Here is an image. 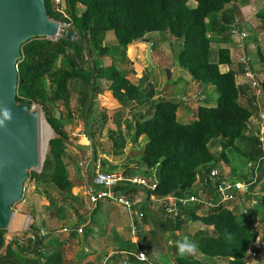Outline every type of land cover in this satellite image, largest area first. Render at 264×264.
I'll use <instances>...</instances> for the list:
<instances>
[{"label": "trees", "instance_id": "16d2710c", "mask_svg": "<svg viewBox=\"0 0 264 264\" xmlns=\"http://www.w3.org/2000/svg\"><path fill=\"white\" fill-rule=\"evenodd\" d=\"M189 1L195 3L193 8L187 6ZM43 2L48 19L70 26L77 39L70 41L62 37L55 40L35 37L21 45L16 63L14 97L18 106L40 105L45 110L48 99L61 102L67 107L73 89L78 95L79 108L89 110L99 79L109 82L108 91L119 103L124 99L139 101L138 87L113 65L102 67L98 61L93 60L90 66L86 55L102 56L119 47L130 48L143 44L147 34L158 32H167L179 41L181 48L176 58L179 67L200 88L211 87L217 94L215 104L210 103L209 96L198 100L194 119L183 124L176 119L181 102L172 98L154 100L155 92L151 87L145 101L149 104L148 109L135 117L134 140L146 138L140 150L139 164L153 171L154 180L149 183L155 181L152 187L141 189L143 194L140 199L134 201L131 198L134 207L143 213V228L139 233V236L144 235L143 240H140L142 250L148 245L144 226L151 216L146 205L150 196H187L195 193L204 180L210 191L213 190L220 175L216 170L217 159L212 146L219 149L220 158L224 162H227L225 153L228 150L242 153L248 162L253 163V167L259 161L257 180H264V160H261L263 155L257 147L258 141L246 134L253 129L252 119L257 116L256 91L247 83L236 82V75L242 76L243 73V66L237 61L240 53L236 57L239 70L222 72L220 66H230L232 63L229 49L221 47L212 51V44L226 46L231 42L234 36L231 31L234 28L243 31L237 0H65L68 10L66 16L55 8L52 0ZM260 22L258 29L263 30L264 11L260 14ZM110 31L114 34V44L104 45L105 36ZM78 40H82L83 44L79 45ZM257 55L259 63L264 67V52L259 51ZM59 57L67 61L70 71L55 72L53 64ZM42 78L47 80L51 90L49 97L40 85ZM260 85L264 90V81ZM45 120L55 137L48 142L49 150L41 172L30 173L29 180L36 184L51 183L61 191L69 190L70 181L66 177L62 159L66 150L62 125L52 119L47 110ZM239 143H242L243 150ZM122 172L131 175L137 172V167L124 168ZM252 173L246 175L252 179ZM135 190L127 189L126 193ZM99 206L100 203L91 215L99 213ZM203 208L206 207L195 205L184 209V218L176 221L177 226L188 221H199L203 225L198 232L197 253L206 259L227 264H249L248 253L258 233L247 222L254 219L255 210L249 209L248 214L243 215L239 206L229 210L226 205L220 204L208 207V213L199 216L198 212ZM4 233L0 231V252L4 249ZM29 233L34 236V240L29 239L26 233L25 247L15 242L5 246V255H0V264L10 259L13 263L8 264H37L30 256L35 258L40 255L41 259L44 248H52L53 244L59 243L48 240L49 234L42 236L38 229L31 228ZM67 235L74 237L75 232ZM171 248L173 254H178L176 245ZM45 258L43 264H62L59 248L54 247L51 255ZM174 261L176 264H200L194 255L177 257ZM110 264L121 262L114 257Z\"/></svg>", "mask_w": 264, "mask_h": 264}, {"label": "rangeland", "instance_id": "374dc122", "mask_svg": "<svg viewBox=\"0 0 264 264\" xmlns=\"http://www.w3.org/2000/svg\"><path fill=\"white\" fill-rule=\"evenodd\" d=\"M52 1L55 8L57 7L63 15H68L65 0ZM187 6L193 8L195 3L189 1ZM257 8L258 10L253 14L255 16L252 19L256 23L260 22V14L264 11V0L261 1L260 6L258 5ZM58 24L61 31H73L68 25ZM242 28L248 36L247 53L255 64L259 62L257 53L264 51V34L262 33L260 41H257V36L260 34L257 24H255V27H247L242 24ZM35 37L42 36L32 35L30 39ZM75 39H77L76 34ZM114 39L113 32H107L104 45L114 44ZM145 39L151 44L150 62L146 58L148 46L143 42V44H137L130 48L127 46L126 48L113 49L102 56H95L96 54H94L90 57L86 55L90 66L94 63L93 60L98 61L102 67L113 65L124 77L138 87L139 101L124 99L123 102L119 103L112 93L108 91L109 82L99 79L97 92L94 94L93 103L89 110L79 108L77 104L78 95L73 89L71 90V99L67 107L61 102H52L48 99L45 102V110L40 105L29 106V112L37 115L36 149L38 165L25 169L26 178L22 183V197L11 206V214L13 215L7 224V229L2 230L5 232L3 236L4 249L6 245L15 242V240L24 239L26 236L24 228L27 220L29 223L28 232L31 228H35L48 233V240L59 242L58 244H53L52 248H44L41 253V264L45 263V259H47L45 257L51 255L54 247L61 250V254L66 261L65 264H81V261L75 262L77 257L81 256L84 258L87 256L88 258V256H91V253H82L85 246L89 249H92L91 247L99 249L100 246L101 252L96 255L93 263L84 258L82 259V264H98L110 252L128 250L133 247L130 242V214L126 209L115 206L107 213V216L100 211L95 215L90 214L91 207L84 200L83 190L89 180L92 162L97 158H102L107 170L123 171L124 168L134 169V167H137V172L133 174L142 176L151 182L153 171L146 170L142 164H139L140 150L143 149L145 140L142 137L138 141L134 140L135 117L148 109L149 104H146L145 101L151 87L155 92L154 100L156 98H172L177 102H181L178 111L187 113V122L194 119L199 104L198 100L209 96L211 104H215L217 101V94L211 87L200 88L187 72L179 67L176 59L181 48L179 41L175 40L167 32L150 33L146 35ZM231 41L233 47L237 46V39L234 40L231 37ZM215 50L216 48H212L213 52ZM133 63L139 66L134 67ZM147 64L148 67L146 66ZM234 65L231 69L238 71V65L235 62ZM254 67L259 72L260 81L263 80L264 69H259L256 65ZM53 68L56 73H61L65 70L70 71L71 69L67 61L62 57L55 60ZM220 70L222 72L225 71L224 67H221ZM167 71H169V77ZM237 83H239V80ZM40 85L45 89L46 96L49 97L51 90L45 78L41 79ZM261 90L263 89L261 88ZM259 94L260 100H263V92ZM17 105V103H14L11 109L18 107ZM46 110L52 119L62 125L65 134L64 143L66 150L62 159L66 177L70 181L69 190L61 191L51 183L47 185L36 184L29 180L30 173L41 172L45 156L49 150L48 142L55 137L53 130L45 120ZM42 121H45L51 131L47 142L41 130ZM238 145L243 150L242 143ZM212 152L217 159L216 170L220 176L227 175L241 178L248 173V161L242 153L228 150L225 153L227 162H224L220 158L219 149L216 146H212ZM259 185L260 191H264V180L259 182ZM142 194L143 191L138 189L130 193L129 197L137 201L142 197ZM140 205L138 204L137 206ZM263 210L260 211V213L262 212L261 218L264 217ZM160 213L158 211L157 213H152V215H155L152 218L153 222L158 221V223L154 222L153 225L150 217L147 222L146 234L150 239L147 243L153 241L155 247H157V252H164L165 248L157 231H160L161 227L166 228L167 240L171 241L177 239L175 233L178 232V229L174 228V223L164 222V214ZM207 213V208H204L201 216H205ZM85 218L88 219L87 222H84ZM81 225H85L83 235L87 238V241L81 242L79 240L76 242L75 238L72 239L69 235L60 232L63 228H77ZM202 227L200 222L192 221L189 226L185 225L183 229L188 235L186 236L197 243L198 232ZM3 250L0 252L2 256L5 255ZM194 256L200 264H215L213 259L201 257L197 252ZM6 263H13V261L10 259Z\"/></svg>", "mask_w": 264, "mask_h": 264}, {"label": "built area", "instance_id": "2783aa9c", "mask_svg": "<svg viewBox=\"0 0 264 264\" xmlns=\"http://www.w3.org/2000/svg\"><path fill=\"white\" fill-rule=\"evenodd\" d=\"M231 34L239 39L240 55L238 56V63L243 66L242 78L250 86L252 90L256 91V105L258 108L257 116L252 119L253 129L247 132L248 136H253L257 139V147L262 153L261 160H264V99L260 100L259 93L264 94V90H261L260 75L257 69L254 67V61L245 52V44L247 40V34L244 31H239L234 28ZM258 165L253 167L252 162H248V173L253 172V177L249 176L236 178L227 175H221L217 178L214 188L210 191L208 183L204 180L197 191L193 194L175 197H156L150 196L149 201L155 205L156 210H161L163 214L173 219H183L184 214L182 211L195 205H203L204 207L219 206L220 204L226 205L229 210H233L234 206L242 208V214L247 215L249 209H254L259 204L264 203V191H258ZM155 183L150 184L149 181L139 175L131 174L124 175L122 171L107 170L103 163L102 158H97L91 164V173L89 180L86 183L83 196L85 202L91 207L95 208L98 203H108L121 208L126 209L131 214L130 233L134 238V245H137L140 241L139 233L142 230L143 213L139 209L135 208L132 200L127 194V189H144L152 187ZM246 203V204H244ZM85 222V221H84ZM28 220L26 222L24 231L27 233L28 238L32 241L34 236L27 230ZM84 226L68 227L60 230L61 233L69 234L75 232L78 235L84 233ZM42 236L47 233L40 231ZM30 234V235H29ZM11 240V239H10ZM20 247L26 246L25 239L15 240ZM262 243H254L251 250L248 253L249 264L256 257H260L259 264H264V251ZM146 254L144 259L140 258V253ZM120 259L121 264H156L147 255L144 250L137 249L135 251L119 250L108 254L102 264H110L112 258Z\"/></svg>", "mask_w": 264, "mask_h": 264}, {"label": "water", "instance_id": "95a60500", "mask_svg": "<svg viewBox=\"0 0 264 264\" xmlns=\"http://www.w3.org/2000/svg\"><path fill=\"white\" fill-rule=\"evenodd\" d=\"M32 35L76 40L73 31H61L58 23L48 19L43 0H0V119L4 108L11 110V119L0 126V231L7 229L9 220L5 218L22 197L25 169L38 165L37 115L29 112V105L11 109L15 103L20 45ZM143 43L148 46L150 62L151 44L146 39ZM78 44L83 41L78 40Z\"/></svg>", "mask_w": 264, "mask_h": 264}, {"label": "crops", "instance_id": "0c3cea01", "mask_svg": "<svg viewBox=\"0 0 264 264\" xmlns=\"http://www.w3.org/2000/svg\"><path fill=\"white\" fill-rule=\"evenodd\" d=\"M261 1H263V0H237V3H238V5H239V7H240V11H241V18H242V21H241V23L242 24H244V25H246L247 27H252V26H254L255 27V24H257V27L259 28L260 27V23L261 22H257L256 23V21L255 20H252L253 19V17L255 16H253V14L255 13V12H257V10H258V5L260 6V4H261ZM259 31H260V34L257 36L258 37V39H257V41H260V39H261V37H262V33L264 34V29L263 30H260L259 29ZM232 38L235 40V39H237L238 40V44H237V46H234L233 47V44H232V41L228 44V45H226V46H224V45H221V44H213V46H212V48H221V47H227L228 49H229V52H230V55H231V57H232V63H231V65L230 66H220V69H221V67H224V70L225 71H227V70H230L231 69V67L234 65V62H235V64H237L236 63V57L238 56V54H239V52H240V47H239V39L236 37V36H232ZM248 38V37H247ZM260 44V43H259ZM247 45H248V39H247ZM247 45H246V48H247ZM237 49H238V51H237ZM260 50H262V48H260ZM264 52V51H263ZM234 59V60H233ZM134 64V63H133ZM255 65L256 66H258L257 68H259V69H264V67H263V65L262 64H260L259 62H257V63H255ZM136 66H139V65H137V64H134V67H136ZM235 66V65H234ZM237 66V65H236ZM231 70H233V69H231ZM224 71V72H225ZM264 73V72H263ZM262 74V73H261ZM239 80V83H241V84H245L246 83V81L242 78V76H239L238 74L236 75V82ZM264 81V79L262 80V82ZM176 119H177V121L179 122V123H183V124H185V123H187V121H186V119H187V113H183V112H179L178 110H177V113H176ZM184 121H186V122H184ZM144 140H145V142H146V138L145 137H142ZM227 153V152H226ZM144 167V166H143ZM145 168V167H144ZM146 169V168H145ZM154 180V179H153ZM152 183H155V181L154 182H152ZM137 190V189H136ZM257 190L259 191L260 190V185H258V187H257ZM263 204L264 203H261V204H259V206H257L256 208H254L253 210H255V216H254V219L252 220V221H249L248 220V222H247V224L251 227V229H253L254 231H256L257 233H258V236H257V240H256V242L255 243H257V244H259V243H262V246H263V248H262V250L261 251H264V217L263 218H261V214H262V212L260 213V211H262L264 208H263ZM146 205H147V207H148V209H149V211L151 212V218H150V220H152V223H153V225H154V222L155 223H158V221L156 222V221H154L153 222V217H155V215H152V213H157V211L160 213L161 212V210H156L157 208L155 207V205L153 204V203H151L150 201H146ZM100 208V212H102V213H104L105 214V216H107L108 214V212L113 208V207H115V205H112V204H108V203H100V206H99ZM116 207H118V206H116ZM119 208H121V207H119ZM135 208H137L138 209V207H135ZM204 209V208H203ZM203 209L201 210V211H199L198 212V215L199 216H201L202 214H201V212L203 211ZM93 210H94V208L93 209H91V212H90V214L93 212ZM155 211V212H154ZM264 211V210H263ZM129 212V211H128ZM129 214H130V212H129ZM161 214V213H160ZM162 215V214H161ZM164 218H163V220H164V222H168V223H174V228L175 229H178V232L177 233H175V235L177 236V239L176 240H171V241H169V240H167V232H166V228H164V227H161L162 229L160 230V231H157V233H158V235H159V238H160V240L162 241V244H163V246H164V248H165V251L164 252H157V247H155V245H154V243H153V241H151V243H148V245L147 246H145V249H144V251L147 253V255L149 256V253L147 252V250L150 252V254H151V259L153 258L155 261H156V263L157 264H176V262L174 261L175 260V258H177V257H181V255H179V254H173V250H172V246L173 245H176V242L177 241H181V240H183L184 239V237H187L188 235L186 234V232H184V227H185V225H187V226H189L191 223H192V221H188L187 223H185V224H182V225H179V226H177L176 224H177V219H173V218H171V217H169V216H166L165 214H164V216H163ZM87 218H85L84 219V221L85 222H87ZM130 222H131V214H130ZM199 222V221H198ZM86 225V224H85ZM147 225H148V223H147ZM147 225H145L144 226V228H145V233L147 232L146 231V228H147ZM129 226H130V224H129ZM203 226V225H202ZM178 227H180V228H178ZM142 228H143V223H142ZM164 228V229H163ZM203 228V227H202ZM201 228V229H202ZM200 230V229H199ZM64 234V233H63ZM84 234V233H83ZM83 234H81V235H78V234H76L75 233V236L74 237H70V238H75V241L76 242H78L79 240L82 242H84V241H87V238L83 235ZM187 235V236H186ZM147 237V242H149V238H148V235L146 236ZM139 238H140V240L142 241L143 240V238H144V235L142 234L141 236H139ZM130 242H131V244H132V246L133 247H131L130 249H123V250H126V251H135V250H137V249H140V250H142L141 249V247H140V241H139V243L137 244V245H134V238L131 236V238H130ZM89 245V244H88ZM92 249H89V248H87L86 246L85 247H83V254H90L91 253V256H88V258H87V256H85L84 258H87L88 259V261H91V263H93V261L95 260V258H96V255H98L100 252H101V250H100V246H99V249H96L95 247L93 248V247H91ZM122 250V251H123ZM117 251H119V250H117ZM170 251V252H169ZM111 253V252H110ZM109 253V254H110ZM153 253H154V255H153ZM80 255H81V252H80ZM108 255V254H107ZM106 255V256H107ZM194 255V254H193ZM106 256H104L99 262H98V264H102V261L104 260V258L106 257ZM201 256V255H200ZM202 257V256H201ZM61 258H62V264H65V260H64V257L62 256V254H61ZM84 258H82L81 256H79V258L77 257L75 260V262H77V261H81L82 263H83V261H82V259H84ZM30 259H33L34 261H37V264H40V255L39 256H36L35 258L33 257V256H30ZM214 261H213V263H215V264H227V263H224V262H220V261H217V260H215V259H213ZM259 260H260V257H256L255 259H253L252 260V264H259L258 262H259ZM81 263V264H82ZM14 264H16V263H14ZM17 264H19V263H17ZM27 264H29V262L27 263ZM94 264H97V263H94Z\"/></svg>", "mask_w": 264, "mask_h": 264}, {"label": "clouds", "instance_id": "9594fccd", "mask_svg": "<svg viewBox=\"0 0 264 264\" xmlns=\"http://www.w3.org/2000/svg\"><path fill=\"white\" fill-rule=\"evenodd\" d=\"M3 119H0V126H4L5 120L11 119V110L8 108H4L2 111ZM176 247L178 249V254L181 256L185 255H193L198 251V245L195 241L189 239L188 237H184L183 240L176 242ZM154 255V253H153ZM146 256L145 253H140V258L144 259Z\"/></svg>", "mask_w": 264, "mask_h": 264}, {"label": "bare ground", "instance_id": "6f19581e", "mask_svg": "<svg viewBox=\"0 0 264 264\" xmlns=\"http://www.w3.org/2000/svg\"><path fill=\"white\" fill-rule=\"evenodd\" d=\"M148 49V48H147ZM146 58H147V61H148V51L146 52ZM41 130H42V132H43V134H44V136H45V138H46V142L49 140V136H50V133H51V131H50V128H49V126L45 123V121H42V123H41ZM12 215L13 214H10V213H8L7 214V216H6V221L7 220H11V217H12Z\"/></svg>", "mask_w": 264, "mask_h": 264}]
</instances>
